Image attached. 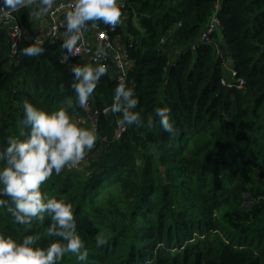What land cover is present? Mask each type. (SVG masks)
Segmentation results:
<instances>
[{
	"label": "trees",
	"instance_id": "obj_1",
	"mask_svg": "<svg viewBox=\"0 0 264 264\" xmlns=\"http://www.w3.org/2000/svg\"><path fill=\"white\" fill-rule=\"evenodd\" d=\"M33 6L13 13L32 38ZM217 6L220 28L201 41ZM121 10L113 32L95 25L124 47L137 110L146 119L170 106L175 133L158 122L117 123L122 113L110 105L120 81L109 61L81 108L71 69L92 60L71 58L62 40L44 42L40 55L23 54L32 40L14 52L0 21V148L19 135L25 99L47 111L65 107L98 136L81 168L41 185L72 204L88 249L85 261L69 253L57 264H264V0H122ZM228 67L244 78L241 88L223 84ZM49 223L46 214L19 224L0 205V232L18 241L39 233L46 247ZM98 234L107 240L100 248Z\"/></svg>",
	"mask_w": 264,
	"mask_h": 264
},
{
	"label": "clouds",
	"instance_id": "obj_2",
	"mask_svg": "<svg viewBox=\"0 0 264 264\" xmlns=\"http://www.w3.org/2000/svg\"><path fill=\"white\" fill-rule=\"evenodd\" d=\"M122 0H75L72 10L66 14V31L62 47L68 54L80 50L83 33L92 22L101 21L113 28L122 22ZM57 0H0V9L9 12L35 4L32 15L43 17L53 10ZM43 41L22 49L26 56L44 53ZM97 56L106 53L97 50ZM64 59H68L66 55ZM77 102L86 108L100 78L109 72L105 63L75 65L71 69ZM71 103V102H70ZM139 99L135 89L121 78L115 88L110 110L122 113L120 125L153 128L158 122L164 131L175 133L172 109L165 105L155 108V116L145 119L137 110ZM21 131L17 136L7 137L0 148V205L8 206L14 220L30 225L33 219L43 222L45 215L51 217L43 235L52 237L46 247L38 241L40 234H28L21 241L0 232V264H57L65 254H75L78 261L88 258V249L77 229V220L70 202L50 196L41 185L54 173L59 175L65 167L75 168L93 149L97 141L95 128L81 126L65 107L47 111L25 99ZM25 129L29 131L25 132ZM23 137V138H22ZM8 196L14 207L3 197ZM107 243L103 235H97V248Z\"/></svg>",
	"mask_w": 264,
	"mask_h": 264
},
{
	"label": "built area",
	"instance_id": "obj_3",
	"mask_svg": "<svg viewBox=\"0 0 264 264\" xmlns=\"http://www.w3.org/2000/svg\"><path fill=\"white\" fill-rule=\"evenodd\" d=\"M75 5V0H64L60 2L53 10L50 11V30L47 35H35L29 36L28 31L21 26L15 16L14 11L9 12L8 9H0V21L3 22L9 29L10 36L12 38V48L15 52L18 48L19 44L25 42L26 40H32L34 43L38 41H50L51 44H55L58 42L63 36V30H66V14L68 11L72 10ZM221 25V19L219 17V6L216 7L212 18L207 24L204 32L201 35V41L209 43L211 41V36L215 32H218ZM94 37L96 43H91L88 36L85 35V31L83 33L82 41L78 42L80 44L79 52L75 54H69L71 58H90L93 64L96 63H106L111 62L113 64L112 69L114 67H118L120 72L115 74L114 76L118 77L120 81L121 78L124 79L126 76V70H128V64L126 60V54L124 47L119 38L114 39L110 37V34L101 29L98 25H94L93 27ZM115 28L111 27V32H113ZM100 50L106 55L97 56V50ZM230 73L229 79L225 78L223 80V84L227 86H237L241 88L245 84L244 78L237 77V72L234 69H227ZM110 71V74H112Z\"/></svg>",
	"mask_w": 264,
	"mask_h": 264
},
{
	"label": "crops",
	"instance_id": "obj_4",
	"mask_svg": "<svg viewBox=\"0 0 264 264\" xmlns=\"http://www.w3.org/2000/svg\"><path fill=\"white\" fill-rule=\"evenodd\" d=\"M62 1H64V0H57V3H56V5H54L53 8H55ZM33 5L34 6H33L32 13L36 8V5L35 4H33ZM32 13H31V15H32ZM49 14H47L43 17H34L32 15L30 29H31V31H33V33L35 35H47L49 33L50 25H51ZM85 35L88 36L91 43H94V44L96 43L93 31L90 33L85 31ZM64 39H65V36H64Z\"/></svg>",
	"mask_w": 264,
	"mask_h": 264
},
{
	"label": "water",
	"instance_id": "obj_5",
	"mask_svg": "<svg viewBox=\"0 0 264 264\" xmlns=\"http://www.w3.org/2000/svg\"><path fill=\"white\" fill-rule=\"evenodd\" d=\"M120 72V69L116 66L113 68V74H118ZM126 74H128V70H126Z\"/></svg>",
	"mask_w": 264,
	"mask_h": 264
},
{
	"label": "rangeland",
	"instance_id": "obj_6",
	"mask_svg": "<svg viewBox=\"0 0 264 264\" xmlns=\"http://www.w3.org/2000/svg\"><path fill=\"white\" fill-rule=\"evenodd\" d=\"M60 40L64 41V35L62 36V38ZM85 160H86V157H85V159L83 161L85 162ZM83 161L81 163H83ZM81 163L77 166L78 168H81Z\"/></svg>",
	"mask_w": 264,
	"mask_h": 264
}]
</instances>
